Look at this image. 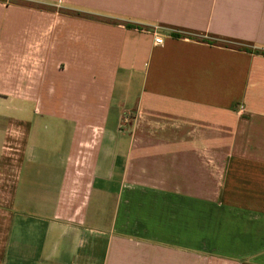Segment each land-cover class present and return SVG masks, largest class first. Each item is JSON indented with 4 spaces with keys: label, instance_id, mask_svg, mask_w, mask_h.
Returning <instances> with one entry per match:
<instances>
[{
    "label": "crops",
    "instance_id": "crops-1",
    "mask_svg": "<svg viewBox=\"0 0 264 264\" xmlns=\"http://www.w3.org/2000/svg\"><path fill=\"white\" fill-rule=\"evenodd\" d=\"M0 264H264V0H0Z\"/></svg>",
    "mask_w": 264,
    "mask_h": 264
},
{
    "label": "built area",
    "instance_id": "built-area-1",
    "mask_svg": "<svg viewBox=\"0 0 264 264\" xmlns=\"http://www.w3.org/2000/svg\"><path fill=\"white\" fill-rule=\"evenodd\" d=\"M155 35V43L156 44H162L164 42V38L160 33H157L156 31L154 32ZM130 115H127L126 118H129Z\"/></svg>",
    "mask_w": 264,
    "mask_h": 264
},
{
    "label": "rangeland",
    "instance_id": "rangeland-1",
    "mask_svg": "<svg viewBox=\"0 0 264 264\" xmlns=\"http://www.w3.org/2000/svg\"><path fill=\"white\" fill-rule=\"evenodd\" d=\"M129 114H130V113H129ZM129 114H128V115H129ZM130 116H131V115H130Z\"/></svg>",
    "mask_w": 264,
    "mask_h": 264
}]
</instances>
